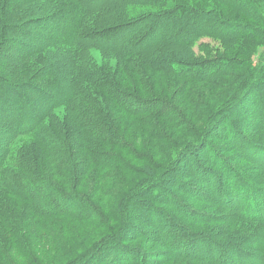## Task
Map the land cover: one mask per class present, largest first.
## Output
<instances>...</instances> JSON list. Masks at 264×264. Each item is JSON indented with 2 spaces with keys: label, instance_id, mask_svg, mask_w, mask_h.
<instances>
[{
  "label": "trees",
  "instance_id": "16d2710c",
  "mask_svg": "<svg viewBox=\"0 0 264 264\" xmlns=\"http://www.w3.org/2000/svg\"><path fill=\"white\" fill-rule=\"evenodd\" d=\"M38 1L48 2L51 10L27 17L19 22H12L14 20L12 15L14 16L16 10L22 5ZM208 1L219 2L231 11L242 13L253 23L244 24L234 18H224L217 9L208 6ZM102 2L103 0L100 4ZM118 2L123 5L119 12L114 15L100 12L96 16L97 12L94 9L96 3H88L84 0H2L0 5V72H2L0 73V118L11 127L0 132V143L4 138L3 133L12 139L18 137L20 140L29 139L32 146L41 150L44 159L58 169L56 171L60 173L62 182L61 185L54 184L39 176L34 166L30 167L28 160L30 154L20 155L21 165L19 160L8 157L3 151L0 153V199L12 198L23 202L25 208L39 219L62 217L102 227L103 218L98 209L76 191L89 166L107 167L118 163V159L110 156V152L95 153L99 150V146L107 145L116 148L119 140L106 122L103 124L94 113L86 109L89 102L86 96L88 93L85 94L82 91L78 93L76 81L72 77L71 71L76 70V67L64 69L63 79H60L55 75L56 60L53 58L56 56H50L44 63L42 62L40 67H25L28 60L39 56L47 58L51 53H56L55 49L62 50L64 56L71 58L72 55L84 51L85 46L88 48L89 44L109 41L129 29H132V33L127 41L128 49L125 53L127 59L139 58L152 49H160V56H158L160 59L166 56V51L184 49L187 43L194 45L201 37L215 39L220 44L235 48L243 54L244 51H241L243 43H251L258 39L262 45L261 52L258 53L256 63L254 61L250 63V67L249 64L246 65V61L236 62L235 59L221 57H209L188 63L179 62L176 59L163 60L161 61L163 65L157 66L161 72L184 78L190 84L208 83L215 79L211 84L214 88H219L224 82L222 75L232 77L237 82V85L231 88L232 91L226 101L215 110L206 113V118L203 120L200 142L212 154L210 163L213 166L212 173L215 176L223 174L224 183L217 181L212 189L213 195L210 193L212 198L208 194L203 197L204 191L198 190L202 198L207 200L205 203L201 201L204 206L215 208L213 216L202 213H198V216L208 219L201 224L215 227L216 235L222 240L226 239L224 235L230 233L238 235L242 232L240 230L231 232L233 228L230 226L233 224L258 223L264 229V173L261 170L264 164L258 165L259 161L248 155L249 150H252L264 156V115L259 116L258 113L249 118V120L253 119L250 120L253 130L250 132L246 130L247 125L232 119L238 117V112H246L258 106L255 100L252 102L250 99L254 92L264 90V0H201L199 4L191 6L178 2L172 3L169 0H118ZM147 8L157 11L145 12L144 9ZM201 22H204L209 30L201 28ZM174 26H177L175 27L176 35L169 37L163 34V31ZM195 26L197 30H193ZM189 28L194 32L183 36ZM178 32L181 33L179 37ZM177 41L181 43L176 44ZM201 46L204 49L208 47L204 43ZM247 52L248 55L254 53L250 49ZM148 59L142 58L143 63L153 67V63ZM246 66L250 68V72L246 73L244 78L236 80L233 71L243 70ZM90 67L92 72L82 71L85 73L81 76L82 80L88 84L89 88L104 90L109 100L126 113L132 116L151 114L164 119L172 117L179 120L178 112L169 101L163 98L146 101L133 93L123 92L108 80L109 74H103L97 66ZM103 68L106 70L105 64ZM13 74L23 75L15 77ZM75 100H78L79 106L73 111L76 107ZM198 103L197 108L200 110L204 105ZM248 103L251 105L247 106ZM254 104L258 105L254 106ZM81 106H84L86 110H83ZM68 108L76 112L75 128L84 144L82 147L78 139L74 140V144L80 145L76 148L66 137H54L45 124V120L52 118L57 109ZM84 112H87L85 116ZM221 136L233 146L236 153L242 154L243 157L246 154L247 158L239 160L231 157L230 160L228 156L222 157L217 152V147L208 143L209 140H219ZM227 148H225L226 152L231 151ZM82 151L85 153L84 156ZM191 151L190 155H193L194 149ZM80 156L81 161H78ZM76 163L79 164L77 167H80V171H77L78 179L75 175ZM153 179L150 180L151 184L142 187L140 192H138L139 189L136 191L135 198L138 196L150 200L155 198L156 186L166 178ZM200 194L198 196H201ZM233 198L236 200L233 201ZM132 199L134 200V197ZM221 200L225 201L223 202L225 205L218 203ZM2 218H4V209L0 208V219ZM2 223L6 227L5 230H9L14 236L13 244L28 256L29 248L35 245L32 243L31 246L30 243L25 242L19 229L5 221ZM246 230L253 232V228ZM120 231L123 232V230ZM49 233L56 232L49 229ZM179 234L181 237L178 239L175 237L169 242L171 248L175 250L180 244L184 251L191 249L197 254H194L197 259L207 258L211 264H237L240 260H244L242 264H255L257 258L262 259L264 264V231L251 234L238 245L226 244L225 241L220 242L215 237L205 234L189 232L187 228H183V233ZM123 236V234H112V237L102 239L87 253L69 264H95L93 262L99 256L124 251L121 245ZM195 238L200 240L197 245L192 243V240H196ZM127 252L129 253L124 254H128L129 259H124L123 253L117 256L119 264H140L137 257H134L133 251H131L132 254L130 251ZM1 253L0 245V264H9Z\"/></svg>",
  "mask_w": 264,
  "mask_h": 264
},
{
  "label": "rangeland",
  "instance_id": "374dc122",
  "mask_svg": "<svg viewBox=\"0 0 264 264\" xmlns=\"http://www.w3.org/2000/svg\"><path fill=\"white\" fill-rule=\"evenodd\" d=\"M84 1L96 3L94 8L97 12L96 16L100 12H108L110 15H114L123 8L122 3H119L118 0H103L101 4V0ZM169 1L191 6L199 4L201 0ZM1 4L2 0H0ZM48 6V2L40 3V1L25 6L22 5L16 10L14 16L12 15L14 19L12 22H19L22 19L37 16L43 12L47 13L51 10ZM208 6L217 9L224 18H234L244 24L253 23L246 15L231 11L219 2L208 1ZM144 10L145 12L157 11L152 8ZM177 26L168 28L163 31V34L169 37L176 35L177 30L175 27ZM200 26L201 28H209L204 22H201ZM194 29L197 30L196 26ZM190 32L194 31L189 28L187 33L183 32L184 34H182L184 36ZM131 33L132 29H129L109 41H98L94 45L89 44L90 47L85 46L84 51L72 55L71 58L64 56L62 50L55 49L56 53H51L47 58L39 56L25 63V67H40L42 62L44 63L50 56H56L53 58V60H56L55 75L60 79H63L62 71L64 69L76 67V70L71 71L72 77L76 81V91L78 93H81V91L85 94L88 93L86 96H88L89 102L86 109L94 113L103 124L106 122L119 140V145H116V148L107 145L99 146V150L95 153L110 152V156L116 157L118 163L107 167L89 166L87 172L84 173L80 187L76 191L77 194L86 197L91 205L98 209L103 218L102 227L62 217L39 219L25 208L23 202L12 198L0 199V208L4 209V218L0 219L1 254L9 261V264H69L87 253L102 239L112 237V234L124 235L121 245L125 252L120 250L118 253L104 254L99 256L93 263L119 264L117 256L122 253H129L127 251L132 254L131 251H133L134 257H137L140 264H211L207 258L197 259V256L194 255L196 253L192 252L191 249L184 251V249H181L180 244L174 250L170 247L169 242L175 237L177 239L181 237L179 233H183V228H187L189 232L200 235L205 234L215 237L220 242L225 241L226 244L234 245H238L253 233L257 234L264 231L263 226L258 223L233 224L230 226L233 229L230 230L229 228L231 232L237 230L242 232L238 235L234 233L224 235L226 239L222 240L216 235L217 229H214L215 227L201 224V222L208 219L198 216L200 213L213 216L215 211V208L204 206L202 202L205 203L207 200L202 198L198 190L204 191L203 197L207 194L210 196V193L213 195L212 189H214L217 181L224 183L223 174H217L216 178L215 174L212 173L213 166L210 165L212 154L200 142L202 137L201 128L204 125L203 120L206 118V113L215 110L226 101L230 91H232L231 88L235 87L237 82L232 77L222 75L224 82L219 88H214L211 84L215 79L208 83L190 84L184 78L161 72L159 66H157L163 65L161 63L163 60L176 59V61L188 63L209 57H221L235 59L236 62L246 61V65L249 64L250 67V63H253V61L256 63L258 53L261 52V42L257 39L251 43H243L244 46H242L243 50L241 51L244 52L242 54L235 48L220 44L215 39L201 37L202 39L199 38V41L194 45L187 43L184 49L166 51V56H162L163 58L160 57V59L158 57L160 56V49H152V51L139 58L127 59L125 53L128 49V37ZM177 36H181V33L178 32ZM180 43L177 41L176 44ZM202 43L207 44L208 47L204 49L201 46ZM248 49L253 50L254 53L248 55ZM59 58L61 59L59 60ZM142 58H149L148 60L153 63V67L143 63ZM104 64L106 70L103 68ZM90 66H97V69H101L103 74H109L107 76L108 80L123 92L133 93L138 98L146 101L156 98L169 101L178 112L179 120L172 117L164 119L151 114L132 116L126 113L109 100L104 90L99 91L89 88L88 84L82 80L81 76L85 75L83 72H92ZM249 67L246 66L243 70L233 71L234 78L236 80L244 78L246 73L250 72ZM23 74L13 75L19 77ZM250 100L252 102L255 100V103L259 105L254 104V106L258 105L259 107L255 106L254 109H248L246 112H238V117L232 118L238 123L247 125L246 130L248 132L253 131L250 121L253 119L249 120V118L258 113L259 116L264 115V90L254 92ZM74 102L76 107L73 108V111L79 106L78 100ZM198 102L204 105L200 110L197 108ZM249 105L251 104L248 103L247 106ZM81 107L86 110L84 106ZM73 111L70 108L57 109L52 118L45 120V124L54 137H66L75 147L78 145L74 144V140L78 139L79 141H77L80 142L82 147L84 144L75 128L74 116L76 112ZM85 113L87 112H84V116ZM8 127L10 129L11 125L0 118V132ZM2 135L4 138L1 139L0 153L4 151L3 153L7 154L8 157L19 160L21 165L20 155L30 154L28 156L30 167L34 166L39 176L51 183L61 185V175L56 171L58 169L44 159L41 150L32 146L29 139L23 138L20 140L19 137L12 139L5 133ZM244 137L247 136L244 135ZM208 143L215 145L218 149L217 152L222 157L228 156L230 160L233 157L239 160L247 158L246 154L243 157L242 154L236 153L233 146L223 136L219 137V140H209ZM188 146L190 148H187ZM226 147L231 151L226 152ZM191 149H194L193 155H190ZM82 154L84 156L85 153L82 151ZM248 155L259 161L258 165L264 164V156L258 155L252 150H249ZM78 161H81V156ZM78 163H76L75 172L77 179L79 178L77 171H80V167H77ZM261 168L264 173V167ZM159 178H166L164 180L166 182H160L157 185L158 187L156 186L153 200L140 198L139 196L135 198L138 189V192H140L142 187L151 184V179L157 180ZM198 194L201 196H198ZM132 197H134V200ZM233 199V201L236 200ZM221 201L218 203L225 205L223 203L225 201ZM3 221L19 229L25 242L30 243L31 246L32 243L35 245L31 249L29 248L30 253L25 250L29 253L28 256L13 244L14 236L9 230H5L6 227L2 223ZM48 228L56 233L50 234ZM248 228H253V232L246 230ZM120 230H123V232ZM195 239L192 240V243L197 245L200 240H198L199 238ZM122 257L129 259L130 256L124 254ZM255 261V264H262V259L257 258ZM242 262L244 260H240L237 264H242Z\"/></svg>",
  "mask_w": 264,
  "mask_h": 264
}]
</instances>
